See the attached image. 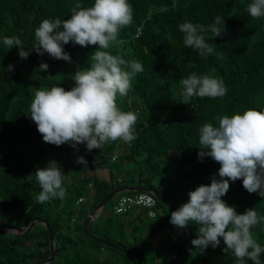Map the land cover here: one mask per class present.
Returning <instances> with one entry per match:
<instances>
[{"label":"trees","instance_id":"trees-1","mask_svg":"<svg viewBox=\"0 0 264 264\" xmlns=\"http://www.w3.org/2000/svg\"><path fill=\"white\" fill-rule=\"evenodd\" d=\"M128 2L133 8L132 23L121 29L120 43L108 51L143 66V72L132 81L128 95H118L116 99L121 111L138 115L134 126L136 139L131 143L117 140L90 157L83 149L75 151L65 145L44 143L36 125L25 114L34 89L60 86L70 90L74 86L71 80L74 73L87 69L91 54L98 50V46L81 47L69 42L63 47L71 62L52 59L47 53L38 55L31 51L36 44V28L44 19H69L76 3L91 7L94 0H0V223L22 228L30 221H39L22 236L0 230V264L47 261L51 255V238L45 221L59 249L50 264H117L92 255L86 241L98 248L113 249L87 237L83 232L84 223L81 226L78 223L79 215H83L85 222L110 193V180L117 186H153L178 209L189 201L191 191L200 185H210V177L220 167L210 157L198 159L200 127L205 123L217 125L214 117L218 115L242 114L249 108L264 111V18L253 19L246 12L252 0ZM217 16L223 18V23L217 26L222 34L213 38L210 31L202 33L213 48L212 54L201 57L197 51L184 46L180 24L208 26ZM6 36L21 39L25 50L30 52L26 60L20 59L16 48L4 46ZM41 63L48 65L46 72L39 71ZM9 64L13 66L11 72L6 70ZM192 73L222 79L226 95L216 99L193 97L187 105L181 104L179 80ZM79 157H84L87 164H77ZM52 160L58 162L66 175L67 194L62 200L55 198L39 204L36 196L41 189L34 173ZM98 163L110 170V180H99L88 174ZM128 165L132 167L126 170ZM115 171L119 172L117 178ZM229 183L230 189L222 197L229 206L235 207L238 214L254 208L264 217V198L248 193L242 180ZM115 200L116 197L110 201L112 214L105 223L95 224L100 233L90 231V223L91 234L136 253L142 264H166L185 249L186 229L180 231L170 224L171 211L165 205L158 201L155 218H150L148 210L143 208L116 215ZM135 210L140 212L132 223H139L150 238L155 232L161 233L158 251L147 252L144 243L139 245L122 237L126 219ZM114 216L120 217V221L116 223ZM146 219L149 222L145 224ZM116 225L119 231L114 229ZM189 226L193 239L197 238L198 225L190 222ZM112 229L116 234L111 233ZM137 231L133 227L132 232ZM251 231L264 247V221ZM224 247L223 240L219 247H209L205 252L192 246L174 264H238L230 251L222 252ZM120 254L126 258V264H137L132 256ZM260 259L264 264V253ZM245 264L253 262L245 259Z\"/></svg>","mask_w":264,"mask_h":264},{"label":"clouds","instance_id":"clouds-1","mask_svg":"<svg viewBox=\"0 0 264 264\" xmlns=\"http://www.w3.org/2000/svg\"><path fill=\"white\" fill-rule=\"evenodd\" d=\"M246 12L253 19L264 18V0H252ZM132 20L133 8L128 0H94L91 7L76 3L69 19L41 21L35 30L36 44L31 49L38 55L47 53L52 59L71 62L63 47L69 42L81 47L98 46L90 56V66L72 76L74 86L70 90L60 86L34 89L25 115L36 125L44 143L57 147L68 144L73 149L85 144L92 151L109 142L131 143L136 139L134 126L138 115L121 111L116 99L118 95H128L132 81L143 72V66L108 51L120 43L121 29ZM221 23L223 18L217 16L208 26L180 24L184 46L197 51L201 57L212 54L213 48L202 33L210 31L213 38L219 37L222 31L217 26ZM3 44L8 49L16 48L21 60L30 55L17 36L4 37ZM6 70L11 72L13 66L9 64ZM47 70L46 63L39 65V71ZM179 84L184 105L193 97L216 99L227 93L224 81L209 75L192 73L181 78ZM214 119L217 125L205 123L199 129L198 159L210 157L220 165L218 172L210 177V185H200L188 194L189 201L170 213L169 222L180 231L190 222L198 225L197 238L191 241L196 250L215 249L223 240L222 252L230 251L238 264H245V259L262 264L264 247L251 230L264 217L254 208L238 214L222 197L229 191L230 181L242 180L248 193L264 198V111L249 108L242 114L218 115ZM76 163L86 165L87 161L79 157ZM34 174L41 189L36 196L37 203L65 198L66 175L58 162L52 160L46 167L37 168Z\"/></svg>","mask_w":264,"mask_h":264},{"label":"water","instance_id":"water-1","mask_svg":"<svg viewBox=\"0 0 264 264\" xmlns=\"http://www.w3.org/2000/svg\"><path fill=\"white\" fill-rule=\"evenodd\" d=\"M125 192H147V193H151L153 194L157 200L162 203L163 205H165L171 212L175 211L176 209L174 208V206L158 191L156 190L153 186H130V185H121V186H117L113 183V181L111 180V191L110 193L107 195V197L98 205V207L92 212V214L85 220L84 225H83V232L84 234L89 237L90 239L96 241L97 243L102 244L105 247L111 248L117 252L120 253H124L127 255L132 256L133 258L136 259L137 264H142V261L140 260V258L138 257V255L130 250H127L121 246H118L112 242L106 241L100 237H97L93 234H91L88 231V227L90 225V223L95 219L97 213L101 210H103L105 208V206L115 197H117L120 194H123ZM38 220H33L30 221L25 227L19 228L16 226H12V225H8L5 223H0V230L5 231L6 233H11V234H19L20 236L25 235L27 233H29L38 223ZM47 230L50 234V238H51V255L49 257V259L45 262H43L42 264H50L52 263L55 258L58 256L59 254V249L56 247V242H55V236L53 231L51 230L48 221L44 222ZM187 235H188V244L185 247V249L180 252L178 255H176L175 257H173L170 261H168L166 264H174L177 260H179L180 258H182L185 254L188 253V251L190 250V248L192 247L191 241L193 240V236H192V231L190 229L189 224L185 227Z\"/></svg>","mask_w":264,"mask_h":264},{"label":"rangeland","instance_id":"rangeland-1","mask_svg":"<svg viewBox=\"0 0 264 264\" xmlns=\"http://www.w3.org/2000/svg\"><path fill=\"white\" fill-rule=\"evenodd\" d=\"M119 101H120V103H122L123 100L119 98ZM111 143L112 142H109V143L105 144V146H107ZM122 149L123 148L120 149L121 153H122ZM97 151H102V148L97 149ZM97 157H98V154H97ZM131 167H132V165L131 166L128 165L125 167V169L128 170ZM118 173H119L118 171L114 172L116 178H117ZM112 203L113 202H110L107 204V206H105L104 212H103L105 217H108L112 214ZM83 219H84L83 215L82 214L79 215V217H78L79 226H81V224L84 223ZM114 219H115L116 223H117V221L118 222L120 221V217H118V216H114ZM148 222H149L148 219L144 220L145 224ZM125 223H126L125 224L126 228H125V232H124L125 236H122L123 238H125V240L127 238L129 241L137 242L139 245L144 243L143 248L147 252L159 250V244L155 243L154 239L149 237L147 230L142 228L139 223H136V224L131 223L130 218L126 219ZM133 227H136L138 229V231L136 233L132 232ZM114 229L119 231V228L117 225L115 226ZM114 229H112V232H111L112 234H116V231ZM99 230H101V229L96 228L95 222H92L90 225V231L100 233ZM67 232L69 234H72L71 232H69L68 229H67ZM86 242L89 246L90 252L92 253V255L94 257H99V258H101V260H106V261L108 260L110 262L117 263V264H126V258L124 256H122L120 253H117V252L110 250V249H107V248H98L95 245V243L90 242V241H86Z\"/></svg>","mask_w":264,"mask_h":264},{"label":"built area","instance_id":"built-area-1","mask_svg":"<svg viewBox=\"0 0 264 264\" xmlns=\"http://www.w3.org/2000/svg\"><path fill=\"white\" fill-rule=\"evenodd\" d=\"M65 146L70 147L68 144H65ZM77 149L78 150L83 149L85 153L90 157H94L97 153V149L88 151L86 149L85 144L78 145ZM77 149H73V150L76 151ZM115 201L116 202L113 207V212L116 215H123L130 211H133L136 208H143V209L148 210V215L150 218H155L158 214V210H157L158 200L151 193L136 192L135 194H121L117 197ZM82 202H83V199H80L79 203H82Z\"/></svg>","mask_w":264,"mask_h":264},{"label":"crops","instance_id":"crops-1","mask_svg":"<svg viewBox=\"0 0 264 264\" xmlns=\"http://www.w3.org/2000/svg\"><path fill=\"white\" fill-rule=\"evenodd\" d=\"M107 149V146H102V151ZM90 176H94L99 180H110L111 179V172L109 169H107L102 163L96 164L92 169H90L89 173ZM111 181V180H110ZM117 199V197H116ZM104 209L99 211L95 217V219L92 222H95V224H101L103 225L106 221V218L104 216ZM140 210H135L132 214H130V222L132 223L133 218H135L139 214ZM91 222V223H92ZM155 241V243H158L161 239V233L155 232L152 237Z\"/></svg>","mask_w":264,"mask_h":264}]
</instances>
